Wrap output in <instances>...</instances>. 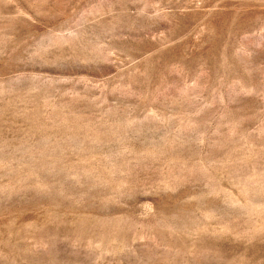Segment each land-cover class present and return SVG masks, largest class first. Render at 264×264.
<instances>
[{
    "label": "rangeland",
    "instance_id": "1",
    "mask_svg": "<svg viewBox=\"0 0 264 264\" xmlns=\"http://www.w3.org/2000/svg\"><path fill=\"white\" fill-rule=\"evenodd\" d=\"M0 264H264V0H0Z\"/></svg>",
    "mask_w": 264,
    "mask_h": 264
}]
</instances>
